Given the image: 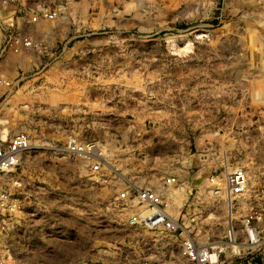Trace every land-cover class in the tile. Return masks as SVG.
<instances>
[{
	"label": "rangeland",
	"instance_id": "obj_1",
	"mask_svg": "<svg viewBox=\"0 0 264 264\" xmlns=\"http://www.w3.org/2000/svg\"><path fill=\"white\" fill-rule=\"evenodd\" d=\"M49 1L61 7L56 20L0 25V53L7 31L44 41L0 55L12 84H0V138L23 131L34 145L0 181L2 190L16 177L26 184L22 210L0 207V264H188L177 236L131 225L117 199L166 175L184 182L171 197L181 206L242 164L243 213H264V0ZM73 134L104 146L103 180L60 152ZM209 214L201 240L214 228Z\"/></svg>",
	"mask_w": 264,
	"mask_h": 264
},
{
	"label": "built area",
	"instance_id": "obj_2",
	"mask_svg": "<svg viewBox=\"0 0 264 264\" xmlns=\"http://www.w3.org/2000/svg\"><path fill=\"white\" fill-rule=\"evenodd\" d=\"M14 11L19 13L14 16ZM61 11L58 4H53L49 0H0V25L3 27L36 25L41 20H56ZM43 44V40L34 39L23 29L7 31L1 53L9 51L21 53L25 49H40ZM0 84L8 87L12 85L1 72ZM33 148L27 132H17L7 140L1 137L0 181L6 178L11 180V176L16 174L23 164L24 156L34 150ZM60 152L70 157L85 158L97 182L103 180L102 177L107 172L105 167L112 166L102 144L92 139H82L77 134L69 136ZM206 181L208 186L205 194L210 196L209 201L211 200L214 206L204 209L201 199L205 194L200 190L193 194V188L183 205H175L177 202L171 197H174L172 195L184 185L177 174L164 176L162 184L158 187L132 184L119 193L117 199L123 208L132 210V215L128 219L131 225L177 236L180 239V257L188 264H223L227 260L235 264H244L245 261L252 264L251 261L257 257L264 262V213L258 207L243 213L242 200L250 193L248 169L238 163L227 165L223 178L213 175ZM11 186L12 190L0 189V207L10 214H15L22 210L20 194L25 192L26 184L21 177H16ZM220 197L222 201H227L222 228L218 227L220 222L216 218L222 206ZM205 209L210 211L208 217L214 228L209 227L205 231L207 238L201 240L200 236H196L197 232H202L199 228L202 229ZM144 264L152 262L148 260Z\"/></svg>",
	"mask_w": 264,
	"mask_h": 264
},
{
	"label": "bare ground",
	"instance_id": "obj_3",
	"mask_svg": "<svg viewBox=\"0 0 264 264\" xmlns=\"http://www.w3.org/2000/svg\"><path fill=\"white\" fill-rule=\"evenodd\" d=\"M25 50H23L24 52ZM32 137V136H30ZM32 141V139H31ZM226 155V154H225ZM77 159V158H76ZM109 161V160H108ZM77 162V166L80 167V168H83L85 166V164L87 163V160L83 157H78V160L76 161ZM109 164H110V161H109ZM76 166V165H75ZM76 166V167H77ZM85 168V167H84ZM79 169V168H78ZM95 178V177H94Z\"/></svg>",
	"mask_w": 264,
	"mask_h": 264
},
{
	"label": "crops",
	"instance_id": "obj_4",
	"mask_svg": "<svg viewBox=\"0 0 264 264\" xmlns=\"http://www.w3.org/2000/svg\"><path fill=\"white\" fill-rule=\"evenodd\" d=\"M46 41V40H45ZM47 42V41H46Z\"/></svg>",
	"mask_w": 264,
	"mask_h": 264
}]
</instances>
